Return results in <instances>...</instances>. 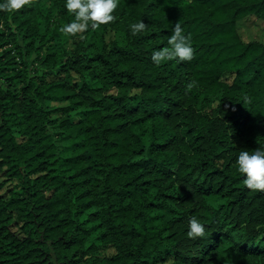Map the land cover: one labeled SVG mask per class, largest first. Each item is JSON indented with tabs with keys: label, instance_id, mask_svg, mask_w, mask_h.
Here are the masks:
<instances>
[{
	"label": "trees",
	"instance_id": "1",
	"mask_svg": "<svg viewBox=\"0 0 264 264\" xmlns=\"http://www.w3.org/2000/svg\"><path fill=\"white\" fill-rule=\"evenodd\" d=\"M113 12L67 34L64 0L0 9V178L16 183L0 197V264H264V189L234 163L264 145V42L237 29L264 20V0ZM175 23L194 54L156 64ZM193 215L203 235L188 236Z\"/></svg>",
	"mask_w": 264,
	"mask_h": 264
},
{
	"label": "clouds",
	"instance_id": "2",
	"mask_svg": "<svg viewBox=\"0 0 264 264\" xmlns=\"http://www.w3.org/2000/svg\"><path fill=\"white\" fill-rule=\"evenodd\" d=\"M27 0H0V9H19ZM119 0H64V7L73 14L74 18L60 26L62 32L67 34L82 33L89 25L93 28L100 24L115 20L113 10L117 8ZM130 30L136 34L146 27V23L139 19L131 22ZM194 48L191 38L185 33L180 23L172 25L168 36L167 45L152 50L151 59L160 64L162 61L179 58L191 59ZM191 86V85H190ZM245 99L250 97L245 94ZM235 166L243 174V182L252 189H264V145H259L254 150L242 148L235 157ZM205 225L200 218L193 215L188 219V236L203 235Z\"/></svg>",
	"mask_w": 264,
	"mask_h": 264
},
{
	"label": "rangeland",
	"instance_id": "3",
	"mask_svg": "<svg viewBox=\"0 0 264 264\" xmlns=\"http://www.w3.org/2000/svg\"><path fill=\"white\" fill-rule=\"evenodd\" d=\"M237 29L240 35V38L244 42L248 41H260L264 42V20L257 19L256 17L249 16L245 19H242L237 22ZM109 38V34L107 36ZM223 80L230 81V75H224ZM55 104V103H53ZM0 181H3L2 188L0 189V197H7L8 193L12 188H15L14 181H8L5 177H1ZM89 228H92V234L88 240L89 243H94L98 246V253L101 257L109 256L114 253V248L111 246H102L100 242H98L95 238V223L88 224ZM12 228L16 229L17 227L12 226ZM17 230V229H16Z\"/></svg>",
	"mask_w": 264,
	"mask_h": 264
}]
</instances>
